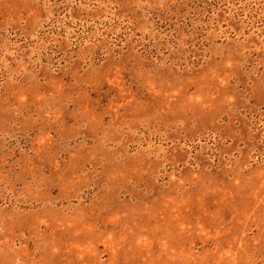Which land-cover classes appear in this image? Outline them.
<instances>
[{
    "label": "rangeland",
    "instance_id": "374dc122",
    "mask_svg": "<svg viewBox=\"0 0 264 264\" xmlns=\"http://www.w3.org/2000/svg\"><path fill=\"white\" fill-rule=\"evenodd\" d=\"M0 264H264V0H0Z\"/></svg>",
    "mask_w": 264,
    "mask_h": 264
}]
</instances>
